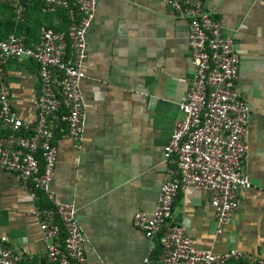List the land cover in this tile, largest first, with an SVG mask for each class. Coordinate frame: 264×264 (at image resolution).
Here are the masks:
<instances>
[{
	"label": "crops",
	"instance_id": "obj_1",
	"mask_svg": "<svg viewBox=\"0 0 264 264\" xmlns=\"http://www.w3.org/2000/svg\"><path fill=\"white\" fill-rule=\"evenodd\" d=\"M222 19L241 55L237 87L250 106L245 168L253 187L242 193L234 221L217 233L208 191L190 185L179 193L172 222L187 225L193 243L216 252L236 248L264 257V2L204 0ZM65 27L63 11L44 13L35 0L17 21L0 2V37L15 31L28 43L44 25ZM189 21L162 0H99L88 33L84 144L74 146L66 129L56 132L58 159L52 188L73 201L87 235L83 264H140L151 241L133 223L138 210L155 208L164 172V147L178 103L193 75ZM13 104L34 119L40 89L34 60L6 65ZM4 131L0 122V135ZM42 203V201H41ZM37 201L14 173L0 171V235L23 256L19 264H41L50 240L32 214Z\"/></svg>",
	"mask_w": 264,
	"mask_h": 264
},
{
	"label": "built area",
	"instance_id": "obj_2",
	"mask_svg": "<svg viewBox=\"0 0 264 264\" xmlns=\"http://www.w3.org/2000/svg\"><path fill=\"white\" fill-rule=\"evenodd\" d=\"M35 0H0L17 21L28 17ZM44 13L63 11L65 27L44 24L28 43L12 31L0 37V171L14 173L37 201L32 214L50 240L41 264H83L87 235L73 201L61 200L51 184L58 159L56 132L66 129L78 149L86 136L88 33L99 0H38ZM177 17L189 21L188 44L193 75L178 103L176 119L164 147V172L155 208L138 210L133 223L151 241L140 264H226L233 259L264 264V257L228 248L216 252L195 245L187 225L172 222L179 193L190 185L210 194V206L222 233L235 217L243 192L253 187L245 168L250 106L237 87L241 55L221 18L204 0H162ZM264 2V0H259ZM29 58L39 70L40 89L34 119L23 118L13 104L6 65ZM45 199L47 203L41 201ZM22 254L0 235V264H19Z\"/></svg>",
	"mask_w": 264,
	"mask_h": 264
},
{
	"label": "trees",
	"instance_id": "obj_3",
	"mask_svg": "<svg viewBox=\"0 0 264 264\" xmlns=\"http://www.w3.org/2000/svg\"><path fill=\"white\" fill-rule=\"evenodd\" d=\"M4 132V131H3ZM2 132V133H3ZM1 133V134H2ZM42 203L45 204L47 203V201H45V199L42 200ZM226 264H257L255 262H249L247 261L246 259H233V260H230L228 263Z\"/></svg>",
	"mask_w": 264,
	"mask_h": 264
}]
</instances>
